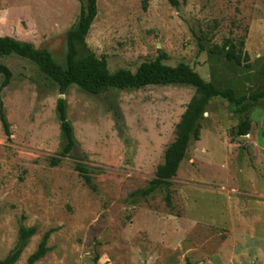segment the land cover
I'll return each mask as SVG.
<instances>
[{"label": "rangeland", "instance_id": "rangeland-1", "mask_svg": "<svg viewBox=\"0 0 264 264\" xmlns=\"http://www.w3.org/2000/svg\"><path fill=\"white\" fill-rule=\"evenodd\" d=\"M96 0L82 53L105 59L110 72H135L165 54L169 66L189 65L204 81L236 95L264 90V0ZM85 0H0V36L47 50L65 68L66 32ZM226 40L248 58L241 65L213 53ZM12 73L0 91L9 126L0 123V258L18 227L35 226L15 264H26L50 229L47 253L34 264H264V101L250 104L249 133L233 135L235 106L212 97L170 188L145 195L174 139L195 89L149 85L92 95L64 94L38 66L1 57ZM244 64H248L246 67ZM4 77L0 75V86ZM64 99L76 142L57 166L49 158L63 139L57 100ZM92 175L97 192L74 163ZM23 217V219H21Z\"/></svg>", "mask_w": 264, "mask_h": 264}, {"label": "trees", "instance_id": "trees-1", "mask_svg": "<svg viewBox=\"0 0 264 264\" xmlns=\"http://www.w3.org/2000/svg\"><path fill=\"white\" fill-rule=\"evenodd\" d=\"M171 6L177 7L178 0H166ZM143 10H146L147 0L142 2ZM96 0H85L80 7L76 24L66 32V61L65 68L56 64L50 53L45 49L35 48L32 44L20 41L9 36H0V58L18 56L36 64L40 72L57 87L59 94H64L71 86H76L82 91L98 95L110 88L117 90H137L149 85H186L195 89V93L187 103L185 110L180 116L174 128V139L168 144L164 153L163 161L156 168L154 177L142 190L145 195L154 193L164 187L166 192L163 197L166 207L172 209L171 197L173 190L171 180L175 177L181 161L184 159L191 141L199 140L201 121L207 110L212 97L225 99L235 106V112L240 120L237 123L233 135H247L250 130L249 118L250 104L264 101V90L249 95H236L232 88H219L210 82L204 81L192 68L185 63L169 66L163 62L165 54L161 53L151 61L143 62L135 72L127 69H119L110 72L105 59L97 58L93 53H82L81 48L86 47V36L96 16ZM243 40L238 44L226 40L220 47L214 48L213 53H224L228 61L241 65L248 56L243 51ZM246 67L248 64H244ZM0 75L4 81L1 89L12 78L8 66L0 62ZM57 118L60 122V131L63 139L62 147L56 156L49 158L50 166H57L61 160L70 156L76 142L72 128L66 115V103L64 99L57 100ZM0 123L7 141L10 139L9 126L6 120L0 96ZM74 169L92 192H97V186L93 181L87 167L75 162ZM23 219V217L21 218ZM37 231L35 226H25L20 223L17 240L13 249L4 257L0 258V264H15L26 246L29 238ZM55 228L46 230L36 247L26 261V264H34L48 251L47 242ZM185 264H194L189 259Z\"/></svg>", "mask_w": 264, "mask_h": 264}, {"label": "water", "instance_id": "water-1", "mask_svg": "<svg viewBox=\"0 0 264 264\" xmlns=\"http://www.w3.org/2000/svg\"><path fill=\"white\" fill-rule=\"evenodd\" d=\"M245 138H246V135H243V136H237V137H236L237 140H243V139H245Z\"/></svg>", "mask_w": 264, "mask_h": 264}]
</instances>
